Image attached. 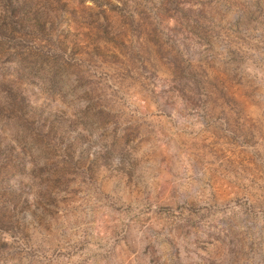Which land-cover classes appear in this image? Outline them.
<instances>
[{
	"label": "rangeland",
	"instance_id": "obj_1",
	"mask_svg": "<svg viewBox=\"0 0 264 264\" xmlns=\"http://www.w3.org/2000/svg\"><path fill=\"white\" fill-rule=\"evenodd\" d=\"M0 264H264V0H0Z\"/></svg>",
	"mask_w": 264,
	"mask_h": 264
}]
</instances>
